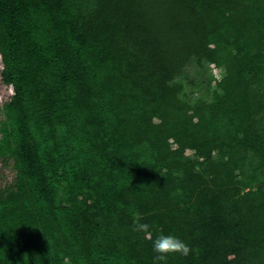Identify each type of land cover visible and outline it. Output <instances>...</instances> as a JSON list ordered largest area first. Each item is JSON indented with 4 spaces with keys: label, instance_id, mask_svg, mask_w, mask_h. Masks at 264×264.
I'll return each mask as SVG.
<instances>
[{
    "label": "trees",
    "instance_id": "16d2710c",
    "mask_svg": "<svg viewBox=\"0 0 264 264\" xmlns=\"http://www.w3.org/2000/svg\"><path fill=\"white\" fill-rule=\"evenodd\" d=\"M263 51L264 0H0V264L264 262Z\"/></svg>",
    "mask_w": 264,
    "mask_h": 264
},
{
    "label": "rangeland",
    "instance_id": "374dc122",
    "mask_svg": "<svg viewBox=\"0 0 264 264\" xmlns=\"http://www.w3.org/2000/svg\"><path fill=\"white\" fill-rule=\"evenodd\" d=\"M264 52V51H263ZM1 69V66H0ZM185 73L187 76H179L175 79V81H181L184 84V88L182 91V97L185 96L184 99H186L189 103H194L198 100H204L206 102L211 101V90L215 86V82L222 79L225 76V67L221 66L220 68H215L213 65L208 63L207 61H202L201 63L196 62L195 60H192L191 63L186 65L185 67ZM210 76H213L210 78ZM212 79V80H211ZM257 82L254 83L253 87L254 89H257ZM209 87V88H208ZM262 91H264V88H262ZM13 93L12 88L10 86L4 85L0 80V107L5 101H8L10 99L11 94ZM1 115V112H0ZM195 158V157H192ZM213 158H218V152L213 153ZM257 160V159H256ZM257 162H259L257 160ZM260 173V183H262L260 186L252 185L251 189L253 191L263 188L262 191H264V168H259ZM14 176V172L11 169L10 165H6L5 163H2L0 161V188L3 186H6V184L12 182ZM242 191H245L244 189ZM264 219V218H263ZM256 224L259 223L260 219H255ZM259 233V232H258ZM251 234H249L250 236ZM257 241V244H254V240ZM250 242L254 245L251 246V248H256L259 251L262 250V254H264V232H260L257 235H251ZM221 255V254H220ZM256 262V261H255ZM259 262V261H257ZM255 264V263H251ZM259 264H264L263 260Z\"/></svg>",
    "mask_w": 264,
    "mask_h": 264
},
{
    "label": "clouds",
    "instance_id": "9594fccd",
    "mask_svg": "<svg viewBox=\"0 0 264 264\" xmlns=\"http://www.w3.org/2000/svg\"><path fill=\"white\" fill-rule=\"evenodd\" d=\"M147 225H139V230H146ZM152 250L156 254L153 257V264H163L169 254L179 253L187 256L190 248L182 240L174 235H159L152 243Z\"/></svg>",
    "mask_w": 264,
    "mask_h": 264
}]
</instances>
